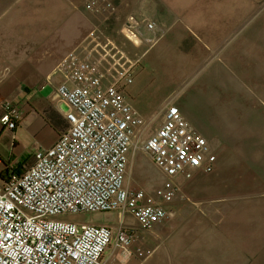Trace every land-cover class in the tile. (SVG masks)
<instances>
[{"label":"crops","instance_id":"obj_1","mask_svg":"<svg viewBox=\"0 0 264 264\" xmlns=\"http://www.w3.org/2000/svg\"><path fill=\"white\" fill-rule=\"evenodd\" d=\"M109 1L122 7L117 14L122 23L129 16H145L154 24L142 39L152 45L125 90L131 104L149 124L151 113L145 103L153 104L154 97L149 92L143 101V87L160 89L163 82L177 88L156 103L163 109L175 104L215 155L212 172L194 170L188 178L177 176L179 190L199 185L206 199L247 204L235 224L220 226L185 224L176 220L185 211L171 209L169 219L142 244L153 250L151 255L126 256L110 246L101 264H264V235H259L264 234V16L255 7L261 0ZM31 56L21 60L11 43L0 44V99L10 102L19 118L13 132L0 124V135L5 132L8 144L0 162L19 171L33 154L21 149L15 135L18 128L47 148L64 126L59 117L65 105L56 93L61 77L55 72L62 56L40 66ZM46 127L50 137L44 144L38 134ZM133 158L128 175L138 163ZM78 219L111 226L123 222L117 212ZM124 222L136 227L130 216ZM138 247L133 243L131 250Z\"/></svg>","mask_w":264,"mask_h":264},{"label":"built area","instance_id":"obj_2","mask_svg":"<svg viewBox=\"0 0 264 264\" xmlns=\"http://www.w3.org/2000/svg\"><path fill=\"white\" fill-rule=\"evenodd\" d=\"M82 7L99 24L56 65V93L66 106L62 130L19 172L0 162V264H101L110 246L146 258L153 250L142 244L169 219L168 206L179 191L174 179L215 166L205 139L173 103L142 141L146 122L125 90L152 45L142 39L154 24L145 16L119 24L118 5L109 0H84ZM112 22L127 44L101 33ZM18 122L13 108L0 118L10 131ZM138 150L163 177L155 195L128 183L131 155ZM114 212L123 220L117 226L78 219ZM125 216L136 227L126 225Z\"/></svg>","mask_w":264,"mask_h":264},{"label":"rangeland","instance_id":"obj_3","mask_svg":"<svg viewBox=\"0 0 264 264\" xmlns=\"http://www.w3.org/2000/svg\"><path fill=\"white\" fill-rule=\"evenodd\" d=\"M83 2L84 0H0V44L11 43L14 50L19 52L21 60L34 55L37 59L36 64L39 66L44 65L45 60L49 58H56L59 55L61 57L62 54L75 48L93 27L99 24L97 17L83 10ZM255 7L259 9L260 15L264 16V0H261ZM122 12V7L120 9L118 6L117 14L120 15ZM119 24L122 22L119 21ZM119 24L112 22L103 26L100 31L102 34L112 35V38H115L121 45L127 44L123 36L116 33ZM133 41L137 42L136 39ZM39 59H42V62H39ZM161 84L160 89L154 88L151 91L148 86L143 87L142 100L146 102V94L150 92L154 97V103H145L151 113V120L149 124L146 123L142 141L148 138L151 129L160 121L163 106L156 102L178 91L177 88L167 87L163 82ZM10 105H12L10 102L0 99V118L9 111ZM59 120L64 124L63 117H59ZM48 133L49 128L46 127L38 134V138L42 135L44 144L49 140ZM15 135L22 145L21 149L24 148V152L34 154L38 149H42L35 139L28 136L27 131L18 128ZM7 150L8 144L4 132L0 135V153L3 154ZM131 156L136 158L138 163L133 165L129 171V185L134 189L141 188L146 193L155 195L162 185V175L141 151L138 150ZM203 193L202 186L199 185L191 187L190 190L186 186L182 189L180 187L174 200L168 206L170 209L185 211L176 218L177 221L184 220L185 224L187 221H192V223L213 226H220L223 222H225L223 225H233L236 223V215L246 210L244 209L247 204L245 201L209 200L204 198ZM189 214L190 216H187ZM221 215L224 216V221Z\"/></svg>","mask_w":264,"mask_h":264},{"label":"trees","instance_id":"obj_4","mask_svg":"<svg viewBox=\"0 0 264 264\" xmlns=\"http://www.w3.org/2000/svg\"><path fill=\"white\" fill-rule=\"evenodd\" d=\"M15 129H12L11 130V132H13ZM13 144H15V143H13ZM19 165H21V163L19 164ZM15 172H19V170H15V169H13Z\"/></svg>","mask_w":264,"mask_h":264}]
</instances>
